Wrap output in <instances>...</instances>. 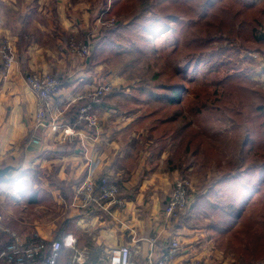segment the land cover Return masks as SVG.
Returning a JSON list of instances; mask_svg holds the SVG:
<instances>
[{
  "label": "crops",
  "instance_id": "0c3cea01",
  "mask_svg": "<svg viewBox=\"0 0 264 264\" xmlns=\"http://www.w3.org/2000/svg\"><path fill=\"white\" fill-rule=\"evenodd\" d=\"M82 7L81 0H0V41L7 38L15 53L6 73L0 59V167L13 168L0 178V224L27 243H41L45 253L51 241L71 236L74 248L96 254L92 264L100 263L104 250L120 245L129 246L136 261L156 264L175 239L179 248L165 264H186L190 259L210 264L208 249L214 244L201 245L197 240L205 224H189L188 216L177 226L164 222L163 205L177 170L160 172L157 163H164L171 151L162 146L155 155L149 126L136 128L138 114L102 111L98 126L92 128L65 121L66 109L78 102L79 94L107 83L99 71L102 62L94 64L69 50V38L87 27ZM18 32L29 41L22 51L25 68L17 49ZM35 70L60 75L48 111V121L59 125L56 131L36 120L37 95L25 80ZM32 134L41 137V145L30 142ZM103 176L119 184L116 199L83 203L75 187ZM194 188H189L192 199L198 186ZM192 214L206 219L200 212ZM10 241L0 231V246ZM65 248L72 254L73 247ZM63 258L60 252L57 264L70 260Z\"/></svg>",
  "mask_w": 264,
  "mask_h": 264
},
{
  "label": "trees",
  "instance_id": "16d2710c",
  "mask_svg": "<svg viewBox=\"0 0 264 264\" xmlns=\"http://www.w3.org/2000/svg\"><path fill=\"white\" fill-rule=\"evenodd\" d=\"M105 6L109 5L106 13L110 19H119V23L113 25L111 28H103L101 36L96 37V43L93 45L91 53V61L98 64L103 61H108V56L115 57L116 52H112L110 48V41L104 40L103 34L112 33L121 28H131L130 33L134 37L135 42L133 46L138 43H143L146 50L156 51L154 46V39L159 34L171 30L175 35V41L172 48L165 55L158 53L153 56V68L148 66L147 72L151 73V77L160 80L158 87L160 92H151L149 94V102L160 104V108L153 109L151 115H160L157 120L158 126H149V131L157 130L160 125L168 126L177 118L175 112L170 115L168 113L171 107H181L182 100L185 98V90L187 89L184 78L192 71L197 70L202 62L203 54L208 53L207 64H214L218 67L228 66L233 68V72L227 74L220 82L225 84L237 86L238 89H244L247 92L246 97L242 100L245 102L242 106L249 107L247 112L249 116L254 118L251 135L249 141L254 148L264 150V92L252 89L255 81L248 78L247 75L253 72L251 65H237L235 58L241 51L242 44L237 43L235 35L247 36L246 41H249L251 46L258 52L264 54V0L255 2L253 0H102ZM243 16V20L240 18ZM109 19V20H110ZM123 19H128V24H123ZM154 21V23H152ZM117 21H115L116 23ZM215 24V28H205L206 25ZM213 32H218L217 36H206ZM248 34V35H247ZM217 40V43H213ZM227 40V42H224ZM29 44L28 39L21 32H18L17 49L21 52V65L25 68V57L22 51L27 48ZM230 52V53H229ZM228 53V55H227ZM231 54V55H230ZM107 55V56H106ZM209 55V56H208ZM230 55V56H229ZM228 56V57H226ZM232 56V58H231ZM210 57V58H209ZM254 64L255 60L252 56H245L246 60ZM211 69L214 65L210 66ZM240 81V83H239ZM246 82L247 85L243 84ZM147 89L144 81L140 82L139 90L144 92ZM225 93H228L225 86L223 88ZM118 94L116 88L110 90L107 94L98 98L93 105L109 106V99ZM139 99L140 94L133 95ZM253 102L254 105L247 106L246 102ZM249 102V103H250ZM87 103V100L82 99L72 104L65 111V121L69 125L76 127H85V125H76L75 120L77 111L82 104ZM242 103V102H241ZM134 113L135 109H130ZM147 116H139L138 122L145 121ZM175 128V127H173ZM167 129V130H166ZM158 132L154 137V141L164 143L165 139L170 133L169 129ZM175 130V137L180 136L178 146L175 153L166 160L167 170L172 172L176 169H181V164L184 163L180 159L179 151L181 146L186 151L192 148V142L197 139V145L200 141V136L197 138L196 130L192 125L180 131L179 128ZM186 130V131H185ZM184 132L182 135L181 133ZM181 142V144H180ZM185 145H182L184 144ZM194 147V146H193ZM195 148V147H194ZM256 148V149H257ZM259 149V150H260ZM187 158V156H186ZM186 161V160H185ZM186 161L185 168L190 165ZM222 165L218 159L217 166H223L221 172L210 181L215 182L217 189L213 188L211 183L204 184L198 188L195 197L192 199L187 191L190 204L184 211L178 212L176 218H172L170 224L175 226L180 225L188 216L189 212H200L203 217L208 220L207 227L215 231L219 237H225L228 232H235L237 230L244 231L251 236L250 249H243L244 259L246 262L242 264H254L257 258L262 257L264 251V221L253 220L246 215L245 209L248 200L243 202L246 194H251L254 188L259 190L262 185V177L264 176V166L256 173L251 172L248 167V172L254 175L253 179L243 180L240 176V171L231 172L232 165L224 163ZM262 174L260 179L258 174ZM241 177V179H239ZM110 179V178H109ZM111 180V179H110ZM115 181V180H111ZM116 182V181H115ZM117 183V182H116ZM118 184V183H117ZM119 185V184H118ZM253 185V186H252ZM206 188H209L205 191ZM120 190V187H119ZM38 202V200H36ZM92 202V201H90ZM90 202L86 203L87 205ZM166 201L163 205L165 208ZM259 223V224H257ZM257 225L262 226L259 233L251 232V228ZM252 228V229H253ZM262 248V249H261ZM239 248H235L238 250ZM61 255L66 261L71 259L74 254H68L69 251L65 248L61 249ZM88 258L83 263L77 264H92L97 260L96 254L87 255ZM99 257V256H98ZM254 258V259H253ZM61 260V258L59 259Z\"/></svg>",
  "mask_w": 264,
  "mask_h": 264
},
{
  "label": "rangeland",
  "instance_id": "374dc122",
  "mask_svg": "<svg viewBox=\"0 0 264 264\" xmlns=\"http://www.w3.org/2000/svg\"><path fill=\"white\" fill-rule=\"evenodd\" d=\"M81 1H83V7L81 9L83 13L82 18L87 27L81 35L71 36L69 41L73 40L76 45L83 42H89L94 45L97 40L96 37L101 36L98 34L104 32L103 28H111L113 25L119 23V19L111 23L106 13L109 5L105 6L102 0ZM253 1L259 2L260 0ZM243 19V16H241L240 20L242 21ZM115 21L117 22L115 23ZM122 23L128 24V19H123ZM152 23H154V21H152ZM205 28L213 29L215 28V24H207ZM130 29V27L124 29L120 27L115 32L107 33L106 35L103 34L104 40L110 41V48L113 49L112 52H116V55L115 57L112 55L108 56L109 60L101 63L102 66L99 71L104 74L102 78L107 82L103 85L110 86V89L101 96L107 94L114 88H116L118 94L109 99V107L107 109L102 105H93L94 113L97 118L96 126L99 124V116L102 111H115L126 115L131 113L130 109H135L134 113L139 116H147L145 124L142 121L138 122L136 128L143 129L141 127L144 125H159L157 124V120H159L161 116L151 115V113H153V109L160 108V104L149 102V94L151 92H160V88L158 87L160 80L152 78L151 73L147 72L146 68L148 66H152L151 68H153V56L155 54L161 53L166 55L168 53L174 44L175 35L171 30L159 34L157 37L153 38L156 51H151L146 50L144 44L141 42L133 46L135 39L129 32ZM217 34L218 32H213L206 36L213 35L215 37ZM246 37V35L234 36V38L237 39V43L239 42L242 44V47L244 46L240 52L237 51L238 54L235 58V62L237 65L242 66L251 65L253 72L247 75L248 78L255 81V84L251 87L252 89L264 92V54L256 51L250 45L251 43L245 40ZM224 42H227V40ZM213 43L216 44L217 40ZM69 50L75 51L72 50L70 46ZM208 53L210 52L203 54L202 62L197 70L192 71V74L184 78L183 81L187 89L185 90L186 96L184 100H182L181 107H171L167 109L170 115L175 112L177 118L169 122L170 125L168 126L160 125L157 130L152 132L146 131L151 137H156L158 132L165 131L166 128L170 130L164 143L154 141L152 146H150L152 149L157 146V150L153 151L155 155L158 154L162 146H165L171 151L167 156V158H169L173 155L172 153H175L180 140V136L175 137L177 131L175 129L179 128L181 131L185 127L187 129L190 124L197 129V138L200 136L199 144L197 145V139L193 141V149L190 151H186L183 146H181L179 155L184 163L180 165L181 169H176L177 171L175 174L176 179L181 176L187 177L189 180V188H194L195 186L199 188L209 183L213 177L217 176L223 168V166H217L218 159L222 165H225L224 163H230L232 165L231 172L240 171V176L243 180L250 179V177L253 179L254 175H251V172L256 173L264 166V150L257 147V149L254 148V145L249 141L253 125L256 123L254 122V118L252 119L246 110L249 107L242 106L245 103L242 99L246 97L247 92L243 88L238 89L237 86L224 83L228 92L225 93L223 90L224 86L220 81L234 70L232 67L228 66L218 67L215 60L214 64L211 63L208 65L207 62H205L208 58L205 55ZM245 56H252L255 63L251 64L247 59L244 60ZM78 57L85 58L84 56ZM90 57L91 54L87 58ZM211 65H214L212 69L210 67ZM142 81L146 83L147 87L144 92H140L139 90V84ZM243 84L249 86L246 82H243ZM138 94H140L141 98L137 99L133 97V95ZM101 96L94 99V102ZM85 100H87V103L90 101L88 98ZM249 102L250 101L246 102L247 106L254 105L253 102ZM80 125L87 126L86 123ZM183 133L184 132H182L181 135ZM182 145H185V143ZM147 149L149 150V148ZM166 160L164 163L162 162V164L156 162L160 172L163 174L169 173ZM185 160L190 163L188 168L184 167V164H186ZM248 167L252 169L250 173L248 172ZM241 177H239V179H241ZM261 177L262 174L259 173L257 178L260 179ZM261 182L262 185L260 189L255 191L257 188H254L252 195L246 194L243 200V202L248 200L245 209L246 215L253 220H258V222L264 221V176ZM171 185V183L168 184L169 192L172 187ZM192 213V211L189 212L188 219H186L189 224L192 223L195 226H200V224L206 225V227H204L206 229L205 232L202 233V235H198L197 240L202 243L201 245L214 244L211 249H208L211 258L210 264H242L246 262L243 249H250V243L252 241L251 236H248L244 231L237 230L235 232H228L223 238L219 237L215 231L207 227L208 220L196 217ZM257 224L254 228L252 227L253 229L251 228V232H260L262 226ZM235 248L239 249L235 250ZM106 253L107 251L104 250L105 255ZM262 255V257L255 260L254 264H264V251Z\"/></svg>",
  "mask_w": 264,
  "mask_h": 264
},
{
  "label": "built area",
  "instance_id": "2783aa9c",
  "mask_svg": "<svg viewBox=\"0 0 264 264\" xmlns=\"http://www.w3.org/2000/svg\"><path fill=\"white\" fill-rule=\"evenodd\" d=\"M113 23L114 19H110ZM69 46L77 56L87 58L93 49V44L89 42L75 44L73 40L69 41ZM0 59L3 65V71L6 73L9 66L15 59L14 49L7 38L0 41ZM25 80L30 88L37 95L36 120L42 127H48L51 131L59 129L55 122L48 121V111L52 106L53 98L60 87L61 78L58 73L35 70L26 74ZM110 89L109 85L98 86L92 91H87L78 95V100L90 99L88 103L82 104L75 120L76 125L86 123V127H96L97 118L94 113V99L104 94ZM30 142L34 145H41V137L36 134L30 136ZM189 180L181 176L174 182L172 193L166 200L163 210V219L165 223H170L172 218L178 216V212L184 211L190 204L187 195ZM75 194L83 203L90 201L99 202L103 199H116L119 192V185L111 181L107 176L101 177L97 182L93 179L86 180L74 189ZM0 231L7 233L11 241L5 246H0V261L7 264H57V259L63 246H71L74 249L72 258L66 264L83 263L87 260V252L74 248L75 239L71 236L63 240L55 239L51 241L47 253L44 246L37 242H26L19 234L6 225L0 224ZM179 248V242L175 239L172 242L167 255L160 259L156 264H165V259L174 254ZM97 264H142L136 261L127 245H120L109 249L100 263ZM186 264H198L195 259H190Z\"/></svg>",
  "mask_w": 264,
  "mask_h": 264
},
{
  "label": "water",
  "instance_id": "95a60500",
  "mask_svg": "<svg viewBox=\"0 0 264 264\" xmlns=\"http://www.w3.org/2000/svg\"><path fill=\"white\" fill-rule=\"evenodd\" d=\"M13 168L11 166H1L0 167V178L7 175Z\"/></svg>",
  "mask_w": 264,
  "mask_h": 264
}]
</instances>
